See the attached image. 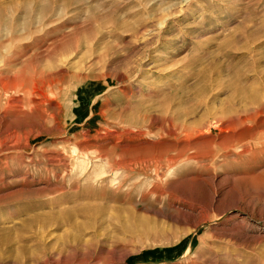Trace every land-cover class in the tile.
<instances>
[{"label": "rangeland", "instance_id": "374dc122", "mask_svg": "<svg viewBox=\"0 0 264 264\" xmlns=\"http://www.w3.org/2000/svg\"><path fill=\"white\" fill-rule=\"evenodd\" d=\"M0 264H264V0H0Z\"/></svg>", "mask_w": 264, "mask_h": 264}]
</instances>
